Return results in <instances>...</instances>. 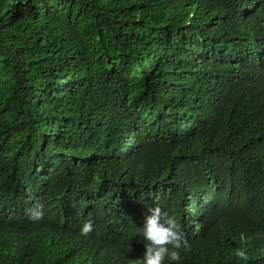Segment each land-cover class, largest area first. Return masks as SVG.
I'll return each instance as SVG.
<instances>
[{"label": "trees", "instance_id": "1", "mask_svg": "<svg viewBox=\"0 0 264 264\" xmlns=\"http://www.w3.org/2000/svg\"><path fill=\"white\" fill-rule=\"evenodd\" d=\"M150 207L264 264V0H0V264H139Z\"/></svg>", "mask_w": 264, "mask_h": 264}, {"label": "clouds", "instance_id": "2", "mask_svg": "<svg viewBox=\"0 0 264 264\" xmlns=\"http://www.w3.org/2000/svg\"><path fill=\"white\" fill-rule=\"evenodd\" d=\"M32 219L43 216V205L36 204L27 210ZM149 215L145 217L142 229H139L144 240L143 259H138L139 264H179L182 246V234L174 216L162 212L159 207L148 208ZM93 230V223L86 220L80 228V235L88 236ZM186 247V243H185ZM235 255L246 259V253L237 249Z\"/></svg>", "mask_w": 264, "mask_h": 264}]
</instances>
